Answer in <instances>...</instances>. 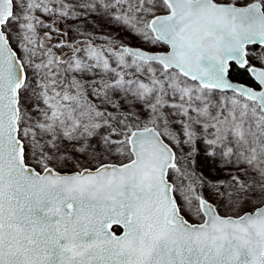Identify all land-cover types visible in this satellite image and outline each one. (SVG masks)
Returning a JSON list of instances; mask_svg holds the SVG:
<instances>
[{
  "label": "snow or ice",
  "instance_id": "1",
  "mask_svg": "<svg viewBox=\"0 0 264 264\" xmlns=\"http://www.w3.org/2000/svg\"><path fill=\"white\" fill-rule=\"evenodd\" d=\"M0 264H264V0H0Z\"/></svg>",
  "mask_w": 264,
  "mask_h": 264
}]
</instances>
